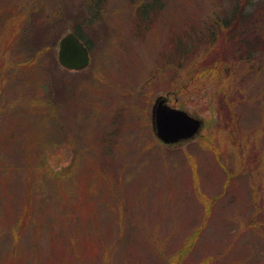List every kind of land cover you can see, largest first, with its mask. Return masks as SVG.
Returning <instances> with one entry per match:
<instances>
[{
    "label": "rangeland",
    "instance_id": "rangeland-1",
    "mask_svg": "<svg viewBox=\"0 0 264 264\" xmlns=\"http://www.w3.org/2000/svg\"><path fill=\"white\" fill-rule=\"evenodd\" d=\"M96 1L0 0V264H264V50L203 62L247 0ZM161 94L201 137L158 139Z\"/></svg>",
    "mask_w": 264,
    "mask_h": 264
},
{
    "label": "trees",
    "instance_id": "trees-1",
    "mask_svg": "<svg viewBox=\"0 0 264 264\" xmlns=\"http://www.w3.org/2000/svg\"><path fill=\"white\" fill-rule=\"evenodd\" d=\"M102 0H97V8L100 6L99 2ZM256 0H247L245 1V7L249 8L248 10L242 11L239 15H234L230 20L226 22L221 20H216L215 23L211 26L212 34L210 37V54L207 59L203 62L205 64L215 62L213 65H216L218 71L221 67L217 66V62H224V59H240L245 62H250L253 53H256L258 50H264V1L255 4ZM235 14V12H234ZM1 15V14H0ZM3 16L6 14H2ZM3 18H10L8 15ZM257 25V29H255ZM236 31H239L235 35V41L232 43L231 35ZM76 33L83 38V36L76 31ZM240 45L241 52H238L236 49ZM235 46V50H230L231 47ZM188 48V47H187ZM225 55H224V51ZM42 50L45 52L44 48ZM41 49L35 53H40ZM223 51V52H222ZM41 54V53H40ZM36 56V55H34ZM34 61V59H33ZM20 70H23L24 73L29 74L30 63H24L19 65ZM219 105L223 110H226L229 114L233 113V104L232 101L226 96L225 93L221 92L219 94Z\"/></svg>",
    "mask_w": 264,
    "mask_h": 264
},
{
    "label": "water",
    "instance_id": "water-1",
    "mask_svg": "<svg viewBox=\"0 0 264 264\" xmlns=\"http://www.w3.org/2000/svg\"><path fill=\"white\" fill-rule=\"evenodd\" d=\"M58 45V60L65 68L82 70L90 64L89 49L75 32L70 31L63 35ZM152 120L156 136L168 145L196 138L205 126L204 119L185 109L169 105L168 97L164 95L155 99Z\"/></svg>",
    "mask_w": 264,
    "mask_h": 264
}]
</instances>
